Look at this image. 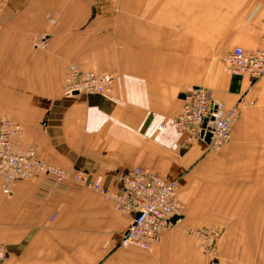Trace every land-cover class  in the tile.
<instances>
[{"label":"crops","instance_id":"obj_1","mask_svg":"<svg viewBox=\"0 0 264 264\" xmlns=\"http://www.w3.org/2000/svg\"><path fill=\"white\" fill-rule=\"evenodd\" d=\"M236 47H264V0H0V121L22 127L20 150L106 189L142 168L177 182L184 207L147 252L122 245L134 215L99 193L26 181L6 196L0 180V264H264V77L227 74ZM70 65L115 75L113 93L66 95ZM197 88L240 107L220 153L159 130ZM204 228L224 233L217 257Z\"/></svg>","mask_w":264,"mask_h":264},{"label":"built area","instance_id":"obj_2","mask_svg":"<svg viewBox=\"0 0 264 264\" xmlns=\"http://www.w3.org/2000/svg\"><path fill=\"white\" fill-rule=\"evenodd\" d=\"M226 72L231 76H247L252 79L264 77V47L247 52L236 47L225 60ZM116 76L109 73L83 71L76 65L67 68L64 93L68 96L111 95ZM240 115V107L227 108L210 99L205 88H197L185 94L183 108L179 115L159 126L166 125L186 136L187 146L205 141L212 135L208 149L219 151L232 139L233 127ZM206 125V127H204ZM23 134L19 124L9 120L0 121V180L4 195L10 196L18 182L37 181L43 197L67 190L68 182L99 193L109 199L118 212L134 215L122 245L150 252L159 237L180 222L183 205L179 200V184L148 172L134 169L118 176L120 190L106 189L100 181L83 171H77L72 178L70 172L44 163L35 148L20 150L16 139ZM177 218L176 223L173 219ZM214 249V245H210ZM8 253L0 247V263Z\"/></svg>","mask_w":264,"mask_h":264},{"label":"rangeland","instance_id":"obj_3","mask_svg":"<svg viewBox=\"0 0 264 264\" xmlns=\"http://www.w3.org/2000/svg\"><path fill=\"white\" fill-rule=\"evenodd\" d=\"M222 150V149H221ZM210 151L208 149L209 153H220V151ZM184 211V209H183ZM183 216V212L181 214V217ZM198 237L201 238L204 241V253L208 256V257H217L218 256V250L216 248V244L222 239V237L224 236V233H219L216 231H210L209 229H202L197 231ZM214 245V249L210 248V245ZM3 249H5L4 247H1ZM6 250V249H5ZM7 251V250H6ZM4 262V261H3ZM1 262V263H3Z\"/></svg>","mask_w":264,"mask_h":264},{"label":"water","instance_id":"obj_4","mask_svg":"<svg viewBox=\"0 0 264 264\" xmlns=\"http://www.w3.org/2000/svg\"><path fill=\"white\" fill-rule=\"evenodd\" d=\"M204 127H206V125H204ZM211 138H212V135H210V134L207 135L206 136V142L210 143ZM176 221H177V218L173 219V223H176Z\"/></svg>","mask_w":264,"mask_h":264}]
</instances>
